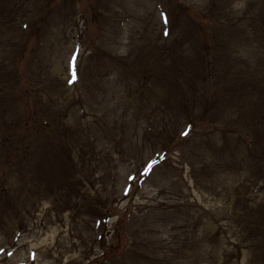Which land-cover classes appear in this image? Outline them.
<instances>
[{"label": "rangeland", "instance_id": "374dc122", "mask_svg": "<svg viewBox=\"0 0 264 264\" xmlns=\"http://www.w3.org/2000/svg\"><path fill=\"white\" fill-rule=\"evenodd\" d=\"M0 264H264V0H0Z\"/></svg>", "mask_w": 264, "mask_h": 264}, {"label": "snow or ice", "instance_id": "6c2138e0", "mask_svg": "<svg viewBox=\"0 0 264 264\" xmlns=\"http://www.w3.org/2000/svg\"><path fill=\"white\" fill-rule=\"evenodd\" d=\"M185 135H186V133H185Z\"/></svg>", "mask_w": 264, "mask_h": 264}]
</instances>
